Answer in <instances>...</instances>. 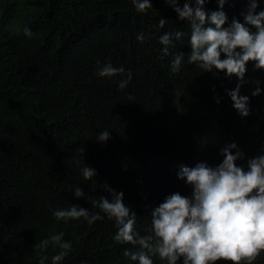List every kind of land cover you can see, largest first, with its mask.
<instances>
[{
  "label": "trees",
  "instance_id": "trees-1",
  "mask_svg": "<svg viewBox=\"0 0 264 264\" xmlns=\"http://www.w3.org/2000/svg\"><path fill=\"white\" fill-rule=\"evenodd\" d=\"M245 3L226 0L229 21L242 20ZM152 5L138 13L131 0H0V264H38L34 245L61 231L72 243L61 264H135L123 252L139 246L115 242L106 216L64 223L51 209L74 203L99 212L89 199L110 198L108 185L123 191L137 215L134 228L145 234L151 209L166 194L190 193L177 176L181 164L215 165L232 141L245 153L238 164L264 151V91L251 94L264 89V69L246 64L239 91L250 97V112L242 117L226 91L237 85L234 74L202 72L195 64L170 71L171 56L161 53L157 37L188 25L165 0ZM204 7L219 5L206 0ZM169 50L187 54L190 45L183 37ZM108 61L132 72L125 88L118 87L119 74L96 75ZM104 128L110 138L101 143L95 134ZM84 163L96 170L89 180L80 173ZM77 186L85 196H74ZM57 251L51 243L45 249L49 257ZM253 264H264V252Z\"/></svg>",
  "mask_w": 264,
  "mask_h": 264
},
{
  "label": "clouds",
  "instance_id": "clouds-1",
  "mask_svg": "<svg viewBox=\"0 0 264 264\" xmlns=\"http://www.w3.org/2000/svg\"><path fill=\"white\" fill-rule=\"evenodd\" d=\"M138 13H145L153 7L152 0H131ZM219 8L207 11L206 0H165L177 13V19L186 21L187 31H165L157 37L163 47L164 56H171L170 71H180L182 65L212 72H223L225 77L233 74L238 78L235 88L227 94L233 101L238 114L247 116L250 112L248 95L240 94L244 82L246 64L253 61L254 68L264 69V0H246L240 12L242 20L233 16L229 21L223 5L226 0H217ZM167 18L160 17L158 26L163 28ZM26 37H31V28L22 29ZM186 37L190 51H176L170 54L169 45L173 40ZM137 41L143 42L145 34H136ZM222 54L223 57H222ZM119 74L118 87L123 89L132 79V72L123 66H114L110 61L96 70L100 77ZM264 91L257 86L252 95ZM219 103V97H216ZM98 142L105 143L110 138L107 128L96 134ZM235 150V151H233ZM221 162L211 165L197 161L189 166L181 164L177 176L191 189L188 195L179 191L166 194L164 199L151 209L150 224L145 234L134 228L136 212L123 201V191L105 185L110 198L100 196L88 199L92 208L99 212L90 214L88 208L72 204L69 207L51 209L58 221L68 223L70 219L84 218L93 224L105 216L114 222L116 228L112 239L121 244L138 245L136 251L124 249L123 255L135 264H154V259L162 264H213L221 258L236 264H253L257 256L264 252V151L246 158L235 141L220 148ZM80 173L85 180L91 179L96 170L85 164ZM74 196L81 197L84 190L72 189ZM101 213L103 215H101ZM64 232H57L42 238L34 247L39 249L38 264H61L71 250L70 240L63 238ZM59 251L49 257L45 253L49 244ZM45 253V254H41Z\"/></svg>",
  "mask_w": 264,
  "mask_h": 264
}]
</instances>
